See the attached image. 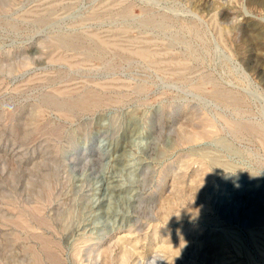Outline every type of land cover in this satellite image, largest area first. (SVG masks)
Segmentation results:
<instances>
[{"label": "rangeland", "instance_id": "obj_1", "mask_svg": "<svg viewBox=\"0 0 264 264\" xmlns=\"http://www.w3.org/2000/svg\"><path fill=\"white\" fill-rule=\"evenodd\" d=\"M0 264H264V0H0Z\"/></svg>", "mask_w": 264, "mask_h": 264}, {"label": "bare ground", "instance_id": "obj_2", "mask_svg": "<svg viewBox=\"0 0 264 264\" xmlns=\"http://www.w3.org/2000/svg\"><path fill=\"white\" fill-rule=\"evenodd\" d=\"M133 141V140H132ZM130 143V142H129ZM132 153V152H131ZM120 156V155H119ZM130 156V155H129ZM118 159V158H117ZM136 159V158H135ZM130 160H134V159H132V157H128V155L126 154V150L124 149V151L122 152V154H121V156H120V158L118 159V165H124V166H127L128 164H126L127 163V161H130ZM135 161V160H134ZM134 161L131 163V164H133V166L136 168L137 166H141L143 163H142V161H140V159L139 158H137V160H136V162L134 163ZM131 162V161H130ZM129 163V162H128ZM131 164H129V165H131ZM136 165V166H135ZM124 167L122 166V168H121V170L123 169ZM138 170V169H137ZM120 175V174H119ZM116 174H112L109 178V181H107L106 180V183H105V190H107V193H110V194H112V192H115V191H118V193L120 192L121 193V190H123V191H126V190H124V189H126L125 188V186H122V185H119V183L118 184H114L115 182V180L118 178H116ZM108 177V176H107ZM102 180V179H101ZM114 182V183H113ZM128 190V189H127ZM117 193V192H116ZM114 194V193H113ZM122 194V193H121ZM114 197V196H113ZM120 197V196H119ZM110 198V197H109ZM108 198V199H109ZM115 198V197H114ZM104 200H106V199H103V200H100V202L98 203V202H96V204L95 205H97V207H101L102 206V203L104 202ZM117 200V199H116ZM119 201V200H118ZM116 202V201H115ZM104 204V203H103ZM115 205H116V203H114ZM111 205V204H110ZM112 208V207H111ZM111 208H109V206H108V208H106V209H100L99 210V218H101V217H103V216H106V217H113V216H115V215H117V214H119V213H121L119 210H115V209H111ZM99 220V219H98ZM101 221V220H100Z\"/></svg>", "mask_w": 264, "mask_h": 264}]
</instances>
